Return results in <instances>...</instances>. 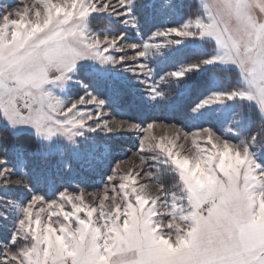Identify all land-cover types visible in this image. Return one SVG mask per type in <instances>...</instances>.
<instances>
[{
  "label": "rangeland",
  "instance_id": "374dc122",
  "mask_svg": "<svg viewBox=\"0 0 264 264\" xmlns=\"http://www.w3.org/2000/svg\"><path fill=\"white\" fill-rule=\"evenodd\" d=\"M176 1L134 0L133 28L116 16L118 0H0V170L9 177L0 180V264H153L161 254L244 264L264 255L262 153L236 139L234 100L217 87L204 97L213 104L194 110L202 97L178 113L187 82L166 75L181 70L167 64L175 48L208 41L217 64L201 68L238 70L240 100L264 102V0H199L203 15L181 20ZM93 17L103 24L91 25ZM168 28L188 35L133 60L129 44L154 47L163 38L151 40L153 33ZM109 51L125 62L85 58L59 82L81 56ZM86 92L105 102V119L124 126L108 132L101 122L69 141L10 121L22 118L25 102L70 104ZM214 92L220 101L208 97ZM24 133L34 142L16 138ZM163 172L176 177L177 191L164 192Z\"/></svg>",
  "mask_w": 264,
  "mask_h": 264
},
{
  "label": "snow or ice",
  "instance_id": "6c2138e0",
  "mask_svg": "<svg viewBox=\"0 0 264 264\" xmlns=\"http://www.w3.org/2000/svg\"><path fill=\"white\" fill-rule=\"evenodd\" d=\"M118 3L120 7L116 9V16L122 18V23L128 26H131L133 28L137 27L138 21L134 14V8H135V2L134 0H118ZM114 7V6H113ZM2 18V17H0ZM180 35H188L187 32H180V30L175 28H168L164 30H157L155 33H153V36L150 38L151 40H156V38H163L161 43L155 45L154 47H150L148 43L146 42L143 46L138 45L135 43H131L128 45V48L133 51V60H139L141 58H147L149 55H151L154 52H159V50L169 44L173 43H180V41H173L170 39L172 36L179 37ZM167 39L168 43H163V41ZM124 40V35L120 36V41ZM119 43V42H118ZM111 51V50H110ZM110 51L105 56L102 54L101 56L97 57H90V56H81L80 59L76 60L72 66L68 69L67 73H61L58 77V80L61 84H65L68 81L72 79L70 73L73 71V69L76 67V64L78 61L83 60L85 58H92L95 60H99L103 64H116V63H124V55L120 56H111ZM116 53H123V51L119 48V46L115 49ZM217 64V62H214L211 58V55H209L207 58H204L200 60L198 63L191 64L187 66L186 69H181L177 71H172L170 73H167L166 75H170L174 79H180L183 78L186 73L192 72V71H198L202 66L206 65H214ZM141 72L142 69L147 68V65L140 64ZM148 69V68H147ZM150 71V69H148ZM161 79H164L163 77ZM159 92L158 88L155 90ZM52 93L45 92L44 96H51ZM214 95L215 101H220L221 96L217 93H212L208 97H211ZM244 95L243 91L238 89H233L231 92L227 93V100H235V99H241V97ZM164 93H160L159 96H153V98H159L163 97ZM55 105L48 104L45 106L42 103H39L37 101H33L32 103L25 102L23 105L19 108H17V111L21 113L22 118L18 120H10L13 124H20V125H30L34 127L39 135L45 136V137H52L55 135H62L66 137L69 141H74V139L77 136H81L84 134V130L87 131H96L101 127V122H103V127L108 131L112 132L113 130L120 129L124 126V121H109L108 119H105L104 117H107L109 113L104 112L105 108V102L101 99H99L96 95L92 94L91 92H86L84 96H81L79 99L74 100L70 104H66L63 100L56 97L55 98ZM203 103H199L196 106V109L199 110L200 108L213 104V101L210 99L204 98ZM249 102H254L259 111V116L261 119V126L264 128V102L261 104H257L254 100H252L250 97L247 100ZM81 104H88V105H95V112L92 111H82L78 108ZM35 105V106H34ZM56 105H59L60 107L57 108ZM2 112V111H0ZM5 115V113L3 112ZM6 116V115H5ZM7 117V116H6ZM95 120L96 124L95 126H92L90 124L91 121ZM128 127L130 129L139 127V125L134 123H129ZM253 143H264L261 141H258L256 136H253L250 138ZM4 161L0 159V164H3ZM261 170H264V165H261ZM8 169L4 168L0 170V180L5 181L4 185H7V176ZM37 200H42V197L37 196ZM214 211L210 214L208 218H206L203 221V224L206 228L213 226L214 221ZM149 238L146 237V242ZM2 251V249H0ZM153 264H191V262H186L183 259L177 258V257H171L164 254H161V259L158 261H154ZM244 264H264V255L261 256L260 259L255 261H248L245 260Z\"/></svg>",
  "mask_w": 264,
  "mask_h": 264
},
{
  "label": "trees",
  "instance_id": "16d2710c",
  "mask_svg": "<svg viewBox=\"0 0 264 264\" xmlns=\"http://www.w3.org/2000/svg\"><path fill=\"white\" fill-rule=\"evenodd\" d=\"M176 3V9L178 11L177 15L179 16L178 19L180 20L194 19L203 15V12L199 6V0H178L175 2V4ZM98 19L102 18L93 17L89 20V23L93 26H101L103 22L101 20L97 22ZM213 52V43L208 41H201L198 45L190 44L179 48L178 50L175 48L169 55L167 64H171V62H174L175 68L186 69L187 66L198 63L200 60L207 58L209 55L212 56ZM79 73L80 70L76 73V76L79 78V80H82L83 82L89 84V78L84 73ZM240 77V73L236 69H224L215 66L203 67L198 71L186 73L184 78L187 82V91L183 96L184 99L182 100L181 107L178 108V113L182 112L185 109L193 107V100L195 101L202 97L204 98L212 90L222 88L224 92H231L233 89H240L242 87ZM214 80L217 81L219 86H212V81ZM69 93L71 94L72 90L69 91ZM231 110L238 119L235 132L236 139L244 142L245 144L251 145L252 147L253 145L259 147L260 149L256 150L257 152L262 153L259 162L264 165V143L252 144L253 141L250 139L251 137L256 136L258 141L264 142V128H262L261 126V119L259 116L258 108L254 105L248 104L243 100L236 99L232 103ZM147 112L148 111L144 109V116H147ZM16 138L21 139L22 142H28L29 138L30 140L34 139V137L25 133L17 136ZM161 180H163L162 186L166 194L169 193V191L175 192L180 188L178 180L173 175H169L163 172L161 174Z\"/></svg>",
  "mask_w": 264,
  "mask_h": 264
}]
</instances>
